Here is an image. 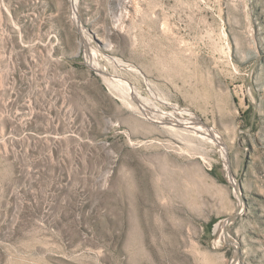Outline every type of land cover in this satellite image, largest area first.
<instances>
[{
	"label": "rangeland",
	"instance_id": "1",
	"mask_svg": "<svg viewBox=\"0 0 264 264\" xmlns=\"http://www.w3.org/2000/svg\"><path fill=\"white\" fill-rule=\"evenodd\" d=\"M0 264H264V0H0Z\"/></svg>",
	"mask_w": 264,
	"mask_h": 264
},
{
	"label": "bare ground",
	"instance_id": "2",
	"mask_svg": "<svg viewBox=\"0 0 264 264\" xmlns=\"http://www.w3.org/2000/svg\"><path fill=\"white\" fill-rule=\"evenodd\" d=\"M96 46V45H95ZM91 48V47H90ZM99 49V48H98ZM91 50V49H90ZM97 50V49H96ZM101 50V49H100ZM92 51V50H91ZM95 52V51H94ZM104 52V51H103ZM103 52H102V54H103ZM97 53V52H96ZM99 53V52H98ZM97 53V54H98ZM92 54H94V53H92ZM104 55V54H103ZM94 56H96V54L94 55ZM98 56H99V54H98ZM101 56V55H100ZM95 58H97V56L95 57ZM95 60V59H94ZM93 60V61H94ZM111 60V59H110ZM97 61V60H96ZM98 62V61H97ZM93 65L96 67V69H97V71L98 72H100L102 75H104L103 77H105V80H106V83H108V85L109 86H113V84H115V78H109V77H107V75L109 74V72L108 71H106L107 69L106 68H103V66L102 65H100V64H98V63H93ZM118 65H122V66H126L127 64H118ZM106 69V70H105ZM99 73V74H100ZM108 73V74H107ZM105 74H107L106 76H105ZM111 74V73H110ZM111 75H113V74H111ZM118 77V76H117ZM116 77V78H117ZM119 83L120 84H122V82L121 81H119ZM123 85V84H122ZM130 85V84H129ZM120 87H121V85H120ZM116 88V87H115ZM122 89V88H121ZM124 90V89H123ZM122 91V90H121ZM240 211V210H239ZM239 211H238V213L237 214H239ZM235 262H237V261H235Z\"/></svg>",
	"mask_w": 264,
	"mask_h": 264
}]
</instances>
